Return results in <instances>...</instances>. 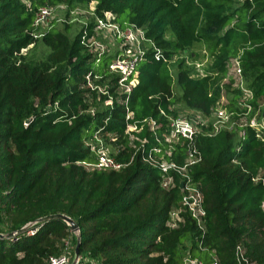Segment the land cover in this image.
<instances>
[{
  "label": "trees",
  "instance_id": "1",
  "mask_svg": "<svg viewBox=\"0 0 264 264\" xmlns=\"http://www.w3.org/2000/svg\"><path fill=\"white\" fill-rule=\"evenodd\" d=\"M92 3L94 15L73 37L65 20V30L35 23L40 8L65 7L70 13ZM106 13L115 14L121 27L143 29L153 44L138 63L139 83L129 97L135 120L168 123L178 117L171 58L196 42L218 52L217 75L239 58L244 79L251 78V105L264 99V0H0V234L14 233L0 238V264H47L62 255L74 236L68 225L35 224L54 214L78 224L84 263L184 264L188 256L206 264L214 258L239 264L241 245L251 264H264V138L249 126L215 134L212 126L202 127L196 140L202 162L192 178L204 198L203 231L182 208L179 181L165 189L162 172L143 161L142 150L136 152L139 140L125 134L132 123L127 106L115 102L90 112L86 76L108 79L114 55L97 58L82 38L95 36L96 20ZM170 28L175 40L166 38ZM39 44L48 55L34 62L23 51ZM177 67L185 107L211 117L222 99L220 78L193 76L185 60ZM234 108L230 112L241 118L244 111ZM96 134L114 147L116 160L132 163L120 171L91 169L97 153L88 141ZM137 136L147 141L145 154L156 144L149 132ZM184 154L177 145L172 158L181 162Z\"/></svg>",
  "mask_w": 264,
  "mask_h": 264
},
{
  "label": "built area",
  "instance_id": "2",
  "mask_svg": "<svg viewBox=\"0 0 264 264\" xmlns=\"http://www.w3.org/2000/svg\"><path fill=\"white\" fill-rule=\"evenodd\" d=\"M94 11L95 6L90 8L89 12L91 15H94ZM54 12L55 9L53 8H40L36 16V25L46 27L53 19ZM94 32L95 36L91 38H88L87 33H85L82 41L89 51L97 58H101L103 54L109 52L104 44L98 41L100 35L109 36L113 42L114 40L117 42L120 41L122 47L120 46L119 51L113 54L114 58L108 69L110 75L108 79L100 73L95 75L89 73L86 76V82L83 86L90 90V92L87 93L88 100L90 102L95 100L99 103H103L105 107L113 106L115 102L124 103L127 106L126 119L132 121V123L128 124V129L125 134L128 135L131 141L139 140L141 143V146L135 147L136 152L142 150L143 161L162 172V183L165 189L174 187L176 181H179L180 185H182V208L191 213L192 217L198 221L199 226L204 231V218L206 217L204 198L192 178L193 168L202 162L201 152L196 146V140L201 130H199L192 121L182 117H169L168 123H163L160 119L157 120L150 117L143 120H135L134 112L130 111L128 108L129 97L139 83L138 63L142 60L146 50L144 43L152 44V42L146 39L145 31L141 28L135 26L126 28L121 27L117 21V16L113 13H106L104 17L97 18ZM156 51L158 52L156 58L159 60L161 50L156 49ZM232 61L234 73L233 80H235L236 86L241 90L243 95L242 99L238 102V108L244 112H240L241 118L234 112H231V115L238 118L236 126L252 127L258 133L257 136L259 138H264V124L257 122L258 119L256 120L255 118V108L251 105L253 93L244 87V75L240 59H232L231 64ZM113 78H115V83L112 82ZM93 93H95V97H93ZM104 96L106 97L105 101H103ZM95 111L96 110L93 108L90 110L92 113ZM161 114L165 117L167 116L163 111ZM218 118L219 120L217 123L212 126L211 134H215L221 130H232L228 129L229 127L226 128L220 125L223 118L226 120L229 119L226 113L220 112ZM144 131L149 132L156 143L147 154H145L146 139L141 140L137 136V134H142ZM115 140H117V138H114L113 141ZM177 145L184 146L185 154L181 162L172 158L173 149ZM88 146H91L92 150L97 153L95 164L88 165L91 169H112L120 171L132 163L133 159L129 163H122L116 160L109 153L108 146L105 145L103 138L98 134H96L94 140L88 141ZM165 146H167L166 149L164 148ZM178 213L179 212L173 213L175 220H180ZM34 232L35 231H32L31 233ZM237 259L239 264H251L246 259L241 245L237 248ZM75 260L74 248L72 249L67 241L64 253L57 257H51L47 264H74ZM76 264H83L80 257ZM184 264L206 263L186 257L184 259ZM209 264L221 263L218 259L214 258Z\"/></svg>",
  "mask_w": 264,
  "mask_h": 264
},
{
  "label": "rangeland",
  "instance_id": "3",
  "mask_svg": "<svg viewBox=\"0 0 264 264\" xmlns=\"http://www.w3.org/2000/svg\"><path fill=\"white\" fill-rule=\"evenodd\" d=\"M241 2L242 0H237ZM95 4L92 3L88 6L84 7H77L74 10H72L70 13L66 11L65 7H59L55 9L53 19L51 22L43 29L50 28V24L54 26L55 28H58L60 30H65V24H63V20L70 23L71 30L69 32V35L73 37L76 33L79 32L82 25L89 22L92 15L90 14V8L94 7ZM70 14V15H69ZM166 38L168 40H175V34L170 28L166 33ZM98 41L103 43L107 51L111 54H116L117 51H119L120 46L122 47L121 42H117L114 40V42L111 40L109 36L100 35L98 37ZM107 45V46H106ZM145 48L151 47L149 43H144ZM108 47V48H107ZM30 49V50H29ZM27 50H24L23 53L27 56H29V59H33L34 62H39L41 60H45V57L48 55V50L43 45H37L36 47H30ZM193 53L196 55L195 58L190 57V54ZM218 52L214 53L210 50V45L206 44L205 42H196L192 45V47L186 51V53H177L174 54L171 58V74L174 78L175 82V96L176 101L174 105V111L177 113L178 117L186 118L192 123H194L199 130H202V127H209L213 126L217 123L219 120L218 114L220 112L226 113V115L229 116V119L226 120L223 118L220 122V125H223L224 127L228 129H233L236 126V123L238 121V118L236 116H232L230 111H233L236 106L238 107V102L242 99L243 95L241 93V90L236 86L234 79V73H233V61L231 64V60L228 61V64L226 66V72L223 74L217 75L218 68L216 67L215 60L217 58ZM179 60H185L186 65L192 70V75L196 77H203L206 75H215L218 78H220V86L222 89V99L218 107L215 109L213 115L209 118L203 117L202 115L193 112L191 110H188L183 102L182 99V92L180 88L177 86L176 83V77L178 74V61ZM249 77V78H248ZM105 85V84H104ZM249 85H251V78L250 76H246L244 79V87L245 89L251 91L249 88ZM237 90L240 91L239 94H241L238 97ZM248 97V96H247ZM93 100L92 105L93 109H101V107H104L103 103H99L97 101ZM234 105V106H232ZM233 108V109H230ZM255 108V107H254ZM255 118L257 122L264 124V99H260L258 101V107L255 108ZM110 154L113 153L114 147L111 145L107 147ZM32 226H29L28 230ZM32 231H30L31 233ZM74 236L77 237L75 233H72ZM74 236H71L67 241L70 247L75 248L76 245L74 244ZM188 257V256H186ZM185 257V258H186ZM184 258V259H185ZM83 264H91L88 261H86ZM93 264V263H92Z\"/></svg>",
  "mask_w": 264,
  "mask_h": 264
},
{
  "label": "water",
  "instance_id": "4",
  "mask_svg": "<svg viewBox=\"0 0 264 264\" xmlns=\"http://www.w3.org/2000/svg\"><path fill=\"white\" fill-rule=\"evenodd\" d=\"M29 122H30L29 120L26 121V124H29ZM181 187H182V185H181ZM52 220L64 221L68 225L70 232L75 233L77 235V243H76V247H75L76 260L74 262V264H76L77 260L80 257V247H81L80 228H79L78 224L76 223V221L74 219H72L69 216L64 215V214H54V215L46 216L44 218L38 219L35 222V224H37V223H45V222H49V221H52ZM28 227L22 228L20 231H18V234L26 232ZM13 235H14V233H10L8 235L0 234V238L12 237Z\"/></svg>",
  "mask_w": 264,
  "mask_h": 264
},
{
  "label": "crops",
  "instance_id": "5",
  "mask_svg": "<svg viewBox=\"0 0 264 264\" xmlns=\"http://www.w3.org/2000/svg\"><path fill=\"white\" fill-rule=\"evenodd\" d=\"M194 56V55H193Z\"/></svg>",
  "mask_w": 264,
  "mask_h": 264
}]
</instances>
